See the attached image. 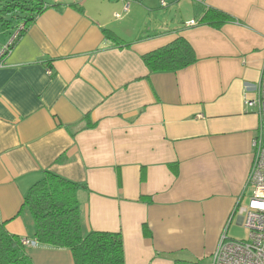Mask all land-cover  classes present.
<instances>
[{
	"label": "crops",
	"instance_id": "obj_1",
	"mask_svg": "<svg viewBox=\"0 0 264 264\" xmlns=\"http://www.w3.org/2000/svg\"><path fill=\"white\" fill-rule=\"evenodd\" d=\"M46 3L0 68V225L36 240L24 200L50 172L86 187L84 232L121 233L125 264H212L252 197L261 118L246 102L264 69V0ZM209 8L232 21L200 24ZM180 37L197 62L151 74L142 56ZM26 252L75 264L67 249Z\"/></svg>",
	"mask_w": 264,
	"mask_h": 264
},
{
	"label": "trees",
	"instance_id": "obj_2",
	"mask_svg": "<svg viewBox=\"0 0 264 264\" xmlns=\"http://www.w3.org/2000/svg\"><path fill=\"white\" fill-rule=\"evenodd\" d=\"M47 8L45 0H0L1 29L6 33L17 28L14 24L23 26L16 45ZM5 15L11 19H6ZM231 21L226 13L209 8L200 24L220 29ZM105 36L117 44L122 43L112 32L105 31ZM142 60L151 74L175 73L197 62L193 48L182 37L142 56ZM83 188L86 187L50 172L31 187L24 208L34 220L35 239L44 246L69 250L75 264H125L121 233L84 232L77 197ZM0 264H34L22 238L10 234L5 224L0 225ZM175 264L200 263L177 260Z\"/></svg>",
	"mask_w": 264,
	"mask_h": 264
},
{
	"label": "built area",
	"instance_id": "obj_3",
	"mask_svg": "<svg viewBox=\"0 0 264 264\" xmlns=\"http://www.w3.org/2000/svg\"><path fill=\"white\" fill-rule=\"evenodd\" d=\"M162 6L166 3L162 1ZM129 7H126V11ZM120 18L119 14H116ZM198 22L190 21L187 26H196ZM23 26H19L9 36L0 49V68L6 66L8 57L19 37ZM246 104L256 109L261 118L258 136L253 142L254 162L249 183L254 192L248 206L239 205L237 212L243 217V225L249 229L250 236L246 241H235L224 234L213 256L212 264H264V69L262 78L256 86V96ZM23 245L38 247L37 240L22 239Z\"/></svg>",
	"mask_w": 264,
	"mask_h": 264
},
{
	"label": "rangeland",
	"instance_id": "obj_4",
	"mask_svg": "<svg viewBox=\"0 0 264 264\" xmlns=\"http://www.w3.org/2000/svg\"><path fill=\"white\" fill-rule=\"evenodd\" d=\"M45 1L46 2H49V1L52 2V0H45ZM160 11H163V10H160ZM4 17L6 19H8V20L11 19V16L5 15ZM169 17H172V19H174L177 22L182 21L181 20L182 19V15H181L180 9L178 7H175V6H170ZM1 25H2V23L0 22V41L3 39V36H5V33L1 29L2 28ZM13 26L17 27V28L19 27L18 23L14 24ZM253 192H254V186H252L251 189L248 191V196L246 198V202L245 203H247V201L250 198V196L253 195ZM249 202H248V204H249ZM249 236H250L249 229L245 228L244 226L238 225L236 222L233 223V225H232V227L230 228V231H229L230 239H233L235 241H246V240H248Z\"/></svg>",
	"mask_w": 264,
	"mask_h": 264
}]
</instances>
